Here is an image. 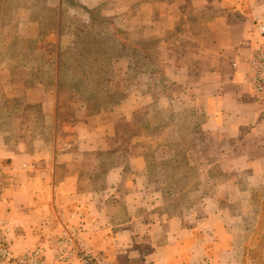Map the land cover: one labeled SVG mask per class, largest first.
Returning a JSON list of instances; mask_svg holds the SVG:
<instances>
[{"label":"rangeland","instance_id":"374dc122","mask_svg":"<svg viewBox=\"0 0 264 264\" xmlns=\"http://www.w3.org/2000/svg\"><path fill=\"white\" fill-rule=\"evenodd\" d=\"M218 13L209 7L200 19ZM197 14L187 15L189 32ZM138 27L74 0H0V120L61 148L106 136L107 150L93 155L101 162L84 167L99 169L98 185L120 165L133 183L146 177L142 204L165 216L192 221L219 204L244 243L242 264H264V178L248 182L230 147L202 140L204 102L186 79L192 57L180 53L188 31Z\"/></svg>","mask_w":264,"mask_h":264},{"label":"crops","instance_id":"0c3cea01","mask_svg":"<svg viewBox=\"0 0 264 264\" xmlns=\"http://www.w3.org/2000/svg\"><path fill=\"white\" fill-rule=\"evenodd\" d=\"M74 1L105 16L133 19L139 30L144 24L155 34L179 26L188 31L180 53L195 66H188L186 79L198 81L204 102L201 130L209 135L202 140L230 147L229 161L236 171L249 172L248 182L264 178V100L243 83L248 61L264 48V0ZM209 7L219 13L201 20ZM191 12L200 20L189 32ZM106 138L87 144L83 137L75 149L61 148L39 133L14 135L0 120V162L12 170L0 194V221L12 229L8 239L16 255L83 221L87 246L117 264H242L244 243L226 227L219 204L203 205L202 217L192 221L165 216L158 205L142 204L146 177L139 174L133 183L116 165L98 185L99 169L85 173L87 161L107 150Z\"/></svg>","mask_w":264,"mask_h":264},{"label":"built area","instance_id":"2783aa9c","mask_svg":"<svg viewBox=\"0 0 264 264\" xmlns=\"http://www.w3.org/2000/svg\"><path fill=\"white\" fill-rule=\"evenodd\" d=\"M243 83L264 100V48H260L248 61ZM11 173V168L0 162V194L5 191L8 180H12ZM11 230L0 221V264H117L87 246L84 236L86 223L83 221L20 255L11 249L8 239Z\"/></svg>","mask_w":264,"mask_h":264}]
</instances>
